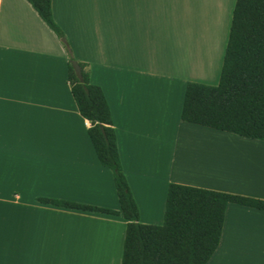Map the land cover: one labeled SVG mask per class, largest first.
<instances>
[{"label": "crops", "instance_id": "1", "mask_svg": "<svg viewBox=\"0 0 264 264\" xmlns=\"http://www.w3.org/2000/svg\"><path fill=\"white\" fill-rule=\"evenodd\" d=\"M235 1L51 0L73 57L107 101L142 224H162L171 183L264 200L263 141L180 119L186 83L201 81L200 45L226 47ZM88 127L61 42L25 0H0V264L121 263V217L36 200L119 210ZM206 264H264V211L227 204Z\"/></svg>", "mask_w": 264, "mask_h": 264}, {"label": "trees", "instance_id": "2", "mask_svg": "<svg viewBox=\"0 0 264 264\" xmlns=\"http://www.w3.org/2000/svg\"><path fill=\"white\" fill-rule=\"evenodd\" d=\"M61 42L67 79L100 166L112 174L119 210L37 198L39 203L118 216L125 220L120 264H206L215 251L227 204L264 211V200L176 183L167 188L163 222L146 225L123 173L109 106L100 87L89 82L51 13V0H25ZM71 61L81 69V80ZM183 122L264 142V0H236L217 86L188 82L180 111Z\"/></svg>", "mask_w": 264, "mask_h": 264}, {"label": "rangeland", "instance_id": "3", "mask_svg": "<svg viewBox=\"0 0 264 264\" xmlns=\"http://www.w3.org/2000/svg\"><path fill=\"white\" fill-rule=\"evenodd\" d=\"M188 47H189V45H185V48H186L185 50H187ZM196 47H197V45H196ZM200 47L202 49L201 64H200L201 65L200 67L202 69H201V73L196 72L197 73L196 77L198 79H200L201 81L194 82V83L206 84V85H210V86H217L219 74H220V70H221V64H222L221 55H222V50L225 48V45H200ZM210 49H211L212 61L215 60L213 54L216 53V60L212 64L211 63L209 64L210 58L208 59V50H210ZM211 68H212V72L210 70ZM213 69H214V71H213ZM172 133H174L173 129H172ZM221 135H223V134H219V137H221ZM179 137H180V139H183L185 142H188V143H192V140H194V134L193 133H189V134L184 133V135H183L182 132H180ZM229 137H231V136L229 135ZM58 260H59L58 261L59 264H81L82 258H80L78 256L69 258L67 256V257H64V258H61Z\"/></svg>", "mask_w": 264, "mask_h": 264}, {"label": "water", "instance_id": "4", "mask_svg": "<svg viewBox=\"0 0 264 264\" xmlns=\"http://www.w3.org/2000/svg\"><path fill=\"white\" fill-rule=\"evenodd\" d=\"M72 68L74 73L76 74L77 78L81 80V69L75 61H71Z\"/></svg>", "mask_w": 264, "mask_h": 264}, {"label": "bare ground", "instance_id": "5", "mask_svg": "<svg viewBox=\"0 0 264 264\" xmlns=\"http://www.w3.org/2000/svg\"><path fill=\"white\" fill-rule=\"evenodd\" d=\"M245 152V151H244Z\"/></svg>", "mask_w": 264, "mask_h": 264}]
</instances>
